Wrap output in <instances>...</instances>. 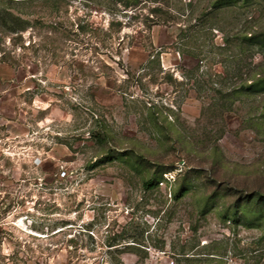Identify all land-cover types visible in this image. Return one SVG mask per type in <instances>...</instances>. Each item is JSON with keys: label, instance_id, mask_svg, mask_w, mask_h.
<instances>
[{"label": "rangeland", "instance_id": "1", "mask_svg": "<svg viewBox=\"0 0 264 264\" xmlns=\"http://www.w3.org/2000/svg\"><path fill=\"white\" fill-rule=\"evenodd\" d=\"M125 1L13 5L0 264H264V0Z\"/></svg>", "mask_w": 264, "mask_h": 264}, {"label": "trees", "instance_id": "2", "mask_svg": "<svg viewBox=\"0 0 264 264\" xmlns=\"http://www.w3.org/2000/svg\"><path fill=\"white\" fill-rule=\"evenodd\" d=\"M23 1L26 0H0V41L5 37V35L11 34V35H18L19 33L23 32L27 26H28V21L24 19L22 16V13H18L15 11L13 5L15 4H20ZM28 1V0H27ZM225 2V3H224ZM220 6H223L226 4V0H217L214 4V6H217L220 4ZM131 5V0H127L124 3L125 7H128ZM257 36L255 35H249L246 37L245 40H247V43H250L252 45L255 44H260V46L263 48L264 47V40L257 42ZM195 58V57H194ZM264 83L263 79H257L255 82L248 84V87H255L257 85H262ZM93 135L96 136L97 140L99 142H105L106 141V134L102 132H97L93 131ZM159 181L153 178L147 179L144 181L143 185L145 188L148 189H153L158 185ZM187 192V189H183L182 191L178 192V194H175V198H180L184 196ZM126 249V247H125ZM123 252V251H122ZM213 254V253H209ZM181 257L182 259L179 260H184L186 262H191V261H197L200 260L199 257H195L196 255H189L187 253L182 252ZM214 258V257H210Z\"/></svg>", "mask_w": 264, "mask_h": 264}, {"label": "built area", "instance_id": "3", "mask_svg": "<svg viewBox=\"0 0 264 264\" xmlns=\"http://www.w3.org/2000/svg\"><path fill=\"white\" fill-rule=\"evenodd\" d=\"M165 176H166V178L168 179L167 175H165Z\"/></svg>", "mask_w": 264, "mask_h": 264}]
</instances>
